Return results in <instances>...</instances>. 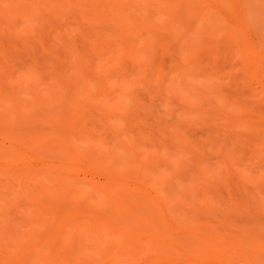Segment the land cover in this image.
<instances>
[{"label": "rangeland", "instance_id": "obj_1", "mask_svg": "<svg viewBox=\"0 0 264 264\" xmlns=\"http://www.w3.org/2000/svg\"><path fill=\"white\" fill-rule=\"evenodd\" d=\"M27 1H0V153L70 187L0 156V264L151 256L118 251L91 183L146 190L180 233L264 239V0Z\"/></svg>", "mask_w": 264, "mask_h": 264}, {"label": "bare ground", "instance_id": "obj_2", "mask_svg": "<svg viewBox=\"0 0 264 264\" xmlns=\"http://www.w3.org/2000/svg\"><path fill=\"white\" fill-rule=\"evenodd\" d=\"M11 1L13 2L10 4L13 3L19 11L21 9L19 6L22 4L20 2H15V0ZM31 1L34 2L36 0ZM27 2L26 0V5ZM37 3L38 2H35V5ZM25 4L22 6L25 8L28 7ZM1 5L0 7L2 8ZM25 8L22 9V11L25 10ZM28 11L30 10H27V12ZM3 14L4 12L2 15ZM9 14L12 15V13ZM33 14L34 13L31 15ZM20 16L21 15L18 17ZM1 17L4 18V20L7 19L6 16ZM11 17L8 21L12 19ZM22 19L23 18H21V20ZM228 26L229 33L233 32L229 29L232 26ZM136 30L139 31L138 28H136L131 30V33L138 38L141 35H137ZM14 154L17 155L14 156ZM39 155L40 156H32L25 159L24 156L22 157L21 153L14 152L11 147L2 150L0 153V156L4 160V164L9 161L12 162L14 161V157L15 159L18 157L15 160V164L18 166V169H22V172H20L26 177H32L38 172L55 174L58 183L61 185L63 184L65 190L68 191L70 185L67 187L69 175H67L66 166L63 165L59 168L52 167L44 162L41 153H39ZM69 156L72 157V160H77L74 153ZM27 162H30V167H25L24 164ZM1 168L6 169L5 166ZM201 178L202 174H198V181L200 184ZM90 186L93 192L103 193L106 198L104 203L110 204L111 206L110 211L108 210L109 212L107 211L108 213H105L106 221L104 220V223L101 221L104 217L97 218L96 220L100 221L102 224L107 222L109 226H111L110 233L112 231L118 233V251L122 254L135 257L141 252L142 254L145 252L151 253L149 257H137L136 259L139 261L138 264H264V239L262 238H257L252 242H248L244 240L243 237L239 236L233 237L230 235L220 236L217 234H210L199 230L197 225L190 224L188 221L182 224L186 233H180L172 227L170 221L165 217L167 209L164 205L146 190L140 187L122 186L120 184L99 185L91 183ZM202 189L204 190V188ZM131 221L134 223L131 224ZM135 227H138L139 231L147 227L153 228L154 233L145 236L143 231H136ZM175 230L176 232L174 233Z\"/></svg>", "mask_w": 264, "mask_h": 264}]
</instances>
